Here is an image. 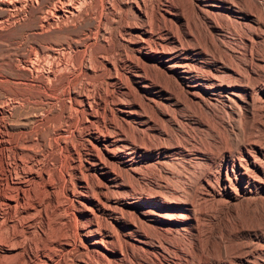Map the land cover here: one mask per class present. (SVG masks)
I'll return each instance as SVG.
<instances>
[{
  "label": "bare ground",
  "instance_id": "1",
  "mask_svg": "<svg viewBox=\"0 0 264 264\" xmlns=\"http://www.w3.org/2000/svg\"><path fill=\"white\" fill-rule=\"evenodd\" d=\"M28 3L32 0H0L6 18L20 15ZM99 6V18L103 11L109 12L120 22V30L117 34L106 26L99 30L109 51L98 63L91 64V55L84 50L76 70L61 43L33 49L21 58L31 77H39L54 91L50 81L58 79L62 70L70 73L59 80L60 85L72 84L67 111L62 106L65 127L57 128L45 152L40 154L39 145L31 146L37 143L42 121L15 135L6 121L11 112L0 106V258L16 257L13 264H119L123 252L108 225L122 232L127 250L150 253L152 229L142 224L148 220L152 224L147 227L156 228L165 239L176 229L193 233L196 241L205 240L194 244L191 252L179 244L169 247L184 264L257 263L258 257H264V246L250 239H264V223L248 225L246 218H231L248 215V205L262 208L264 203V0H55L45 8L39 25L47 28L74 21L84 11L94 15ZM110 39L130 52V59L124 55L126 60H120L131 65L121 73L132 83L123 87L135 96L132 101L107 92L101 83H91L102 73L106 85L120 88L123 94ZM171 105L192 109L195 125L212 140L194 137L187 146L183 121L173 134L155 128L156 121L145 108L170 118ZM78 113L81 120L76 119ZM67 126H72L74 142L65 136ZM156 135L157 142L152 140ZM176 151L206 167L201 179L196 176V184L177 195L179 201L135 192L124 184L123 174L141 177L138 155L152 154L159 164L171 160ZM69 167L78 177L70 190L71 196H77L73 218L67 215V205L58 203L48 179L50 171L63 173ZM41 184L45 194L37 191ZM204 204L215 211L204 210ZM141 205L151 210H138L142 217L137 225L138 216L128 212ZM161 209L175 213L166 216ZM260 261L264 263V258Z\"/></svg>",
  "mask_w": 264,
  "mask_h": 264
},
{
  "label": "rangeland",
  "instance_id": "2",
  "mask_svg": "<svg viewBox=\"0 0 264 264\" xmlns=\"http://www.w3.org/2000/svg\"><path fill=\"white\" fill-rule=\"evenodd\" d=\"M53 1H55V0H32V3L30 5H29V3H28V5L27 4L25 5L24 10L20 15H18V16L14 15L13 17H8V18H6V14H7L6 12L7 11L5 9H2L0 6V11H1L0 12V67H1L0 68V106L4 107L9 112H11L10 113L11 115L6 117V121H8V120L10 121V122L8 121V123H9L10 129L12 130L11 132H13V134H15V133L17 134L21 130H23L24 132L27 133L30 130L31 126H34L37 123L40 124L42 121V123L40 124L41 128H40L39 134L37 136V138H38L37 143L34 141V142H32L33 145H31L33 147V149H36V147L39 145L40 146V154H42L43 152L46 151L47 148L45 146H48L49 143H52V141H53L52 139L54 138V135L57 131V128L60 126L65 127V123L63 121L64 114L67 111V109L65 108V103H67V100H68L67 98L69 96L68 91H70L72 89V84H67L65 82L63 84L64 85L63 86V85H60L59 80H61L62 75L63 76L68 75L69 76L70 73H69V71L65 72V70H62L58 73L59 76L61 74V76L58 79L50 81V86L56 87L55 91H54L52 88L46 87L45 83H43L44 81H40L39 77H33V76L31 77V74L23 68V66L21 64V58H24L27 55V53L33 49L46 48V47H50L53 44L61 43L64 45V52H65L66 57L68 58L69 61H71L73 63V65H75V67L81 59H84V58H82L84 50L86 51V53L89 56L91 55L90 60H89L91 62V64L98 63V61H100V58L103 57V55L104 56L107 55V53L109 51L108 48H106V45H104L103 42L100 40V38H101L100 33L101 32L99 30L103 26H106L111 32H114V33L116 32V34L120 30V22L118 20H113L112 19L113 16L109 12L103 11V13L101 14V17L99 18L98 15L100 14V10L102 9L100 6L97 8V10L95 12L96 14L92 15L90 11H87V12L84 11L82 16H80L79 18L74 20L75 22L74 21H69L66 23H60L59 22V23H56V25L52 24V26L47 27V28L40 27V25H39L40 24V18H41V16H43L42 14L45 12V10H46L45 8L51 6ZM75 27H76V29H75ZM45 35H46V37H45ZM112 40L113 39H110V41L108 40L109 41L108 47L109 48L112 47L111 51H113V50L115 51V55H116L115 58L117 60V62H116L117 63V65H116L117 66V73H118L117 75L119 76V81H120L118 85L120 87H122L123 94H122V91L120 88H115L112 90V88H110V86H107L106 85V81H107L106 77H105V75H102V73H99L100 75H97L95 77V79L93 78V81L91 79V83H94L96 85L98 83L99 84L101 83L100 85L102 87L105 86L106 87L105 90H107V92H112L113 94H115L116 96H118L119 98H121L125 101H126V99H127V101H132L133 99H135V96L130 93L132 95L131 96L129 94V91H126V90L124 91V88H123V87L126 88L127 86L130 88L132 86V83H131V81H129V79H127L128 80L127 81L124 74L121 73V70H126V69L130 70L131 69L130 64H128L127 62H125V63L122 62V61L126 60L125 56H128L127 59L128 58L130 59L131 55L129 54L130 52L128 49H124L123 46H121L122 44L115 42L114 40L112 41ZM37 41L39 42V44ZM117 44L118 45L120 44L119 45L120 47L115 46ZM102 45H103V47H102ZM96 46H98V47H96ZM92 47H93V49H92ZM121 48H123V49H121ZM261 48H262V50H264V42L262 43ZM104 49H106V50L103 51ZM121 53H123V54H121ZM126 53H127V55H126ZM118 54L120 56H118ZM121 55L123 57H121ZM91 57L93 59H91ZM120 58H121V60L122 59L123 60L121 61ZM118 61L120 62V64ZM123 64H124V66H123ZM76 68H77L76 70H78L79 67H76ZM13 70H15L16 72ZM77 76H78V74H77ZM79 76H81V75H79ZM22 78H24V79H22ZM69 78H71V77H69ZM71 79H73V77ZM58 82H59V85L57 84ZM28 85H31V86H28ZM60 88H62V89H60ZM27 90L29 91V93ZM117 90H119V91H117ZM11 92H13V93H11ZM117 92H118V94H117ZM54 93H56L57 95ZM24 94H25V96H24ZM32 94L35 98L32 96ZM48 95H50V96H48ZM104 96H105V93L102 92L101 97H104ZM8 97H9V99H8ZM132 97H133V99H132ZM62 106H64L66 111L64 110V108ZM175 106H172V105L169 106L170 107L169 109L171 110V113H172L171 114L170 110L168 109L169 115L171 114L170 118H168L166 115H162V114L157 115V113L150 108H149V111H148V108H145V109L148 112V114L150 116H152V119L153 120L155 119L154 120V121H156V123L154 122L155 128L158 127L157 129H163L166 132H168L169 134L170 133L173 134L175 132V130L177 129V125L181 126L183 124L182 125V127L184 126L183 129L186 128V130L184 129V131L186 132V134H187L186 138H188V139H184V140H186L185 142H187V144L190 143V141H189L190 138L194 139V137H195V140H196V138L197 139L199 138V140H197V141H200V140L203 141L205 139H207L208 141L212 140L211 138H209L210 135L206 131L204 132L203 129H200V128L198 129V126L195 125L194 120H193L194 115H192L194 113H193L192 109H190V108L187 109L188 107H186L185 108L186 110H185L183 106H180V105H175ZM190 110L192 113L190 112ZM17 112H19V113H17ZM173 115L176 119H178V120H176L177 121L176 123H175V118L172 117ZM34 116H36V117H34ZM157 116H158L159 120L157 119ZM81 117L83 118V115L81 113H78L76 116V119L81 120ZM190 117H191V119H190ZM160 119H161V122H160ZM181 121H183V123ZM63 123H64V125H63ZM42 126H44V127H42ZM174 127L176 129H174ZM66 128H67L66 129L67 132L65 133L66 134L65 136H66L68 142L69 141L74 142V138H72V135L70 136L72 126H67ZM170 129H171V131H170ZM187 129H188V131H187ZM192 134H194V135H192ZM207 135H208V137H207ZM28 137H29V134H28ZM30 137L28 139H30V141L33 140L32 139V137H33L32 133L30 134ZM152 140L157 142L158 141L157 135H156V138L154 137V138H152ZM154 141H152V143H154ZM148 143H151V141H148ZM189 145L190 144H188L187 146H189ZM152 156L153 155L149 154V153H144V154L138 155V160H142L141 164L139 165L140 168H138V169H140L141 177L140 176L135 177L132 174H130L131 177L128 175V178H127V176H125L126 174L122 175L124 177V178L122 177L124 184L129 183L128 184L129 186H131L132 188H135V190H134L135 192L138 191L139 193L143 192V194H150L154 197L156 196L155 198H159L160 197L159 194H161V196H163V197L166 196V198L169 200L172 199L174 201H179L180 199L178 197L180 196V194H181V196L184 195V193H183L184 189L188 186L190 187V186H193L194 184H196L195 180L197 182L198 179H201L202 176H204V172L206 171L205 165H202L203 163H201L200 161H197V159H195L192 156H183V155H181V153L179 151H176L174 153L173 158L171 160L162 159L163 161L160 160L161 162L159 161L160 162L159 164L155 162V161H157V159H155V158L153 159ZM143 159H146V160H143ZM147 159H148V161H147ZM52 171L49 172L48 179L51 182H53V185H54L53 190H54V193L56 192L55 193L56 199H57L59 204H63L64 206L67 205L66 206L67 215H69L73 218V216L74 217L76 216V213L74 211V204H77V196H76V194L71 196L70 190L72 189V185L75 186L74 184H76V181H77L76 178H78L76 175L77 173L72 171L71 168L69 170H68V168L66 170H64L65 172L67 171L66 173L65 172H63V173L58 172L55 169ZM192 174H194V175H192ZM78 176H79V174H78ZM190 176H192L194 179ZM196 176L200 177V178L196 179L197 178ZM191 179H192V181L193 180L194 181L192 182ZM60 181H62V182H60ZM41 185L42 186L39 188V190H37L36 188H35V190L42 192V194H45L46 188L44 187V184H41ZM181 186H182V188H181ZM149 190H151V191H149ZM153 192L154 193L157 192V193L154 194ZM169 194L171 195V197L169 196ZM178 194H179V196H177ZM175 195L177 196V198ZM175 199H177V200H175ZM263 202H264V199H263ZM44 203H46V202L44 201ZM202 207H204V210H206V211H210V210L211 211L213 210V212L215 211L214 208L210 207L209 204H204V205H202ZM207 208H209L210 210ZM256 208L257 207H255V206L248 205V215H242L244 213L234 214L236 217L232 215L233 217L231 218V220L232 219L233 220L234 219L245 220V218H246L249 220L248 225L254 224V223H264V203H263L262 208H260V207H258L257 209ZM138 210L139 211L142 210L141 212H146V211H149L151 209L148 205L147 206L141 205V206H137L135 209H131V211L133 212V213L131 212L132 214H130L128 212V214L134 218L136 215L138 216L135 218L137 225L139 224L138 223L139 220L137 218L140 219V216H141V214L139 213ZM161 212L163 214H165L166 216H171V215H174V213H175V212H173V209H161ZM255 213H257V214H255ZM237 217H239V218H237ZM137 220H138V222H137ZM165 220H168V219L165 218ZM219 221L220 220H217V222H219ZM143 222L144 223H142V224H144V226L146 228H148L150 231L152 229L151 232L147 230L148 232H150V234H152V240L151 241H152V244L154 246V248L151 250L150 253H146V251L138 250L137 248L127 250L123 244L124 241L122 239H124V237L121 236L122 232L117 227H113L114 228L113 229V228H110L111 227L110 225H108V229H111L114 232V235L115 234L117 235V238L119 240V244L121 245V249L123 252V260L119 264H171L170 260L174 261L176 258H179L181 260L180 262L182 264H184L183 258L180 257L175 250H173L174 249L173 245L179 244V246L182 247V249L184 251L191 252L190 251L191 247L193 248L194 244H203L205 242V240L202 238L200 241L199 240L196 241L197 237L193 233H190L188 231H180V232L178 231L177 232L176 229L172 231L171 235H168L169 239L168 238L165 239L163 236H161L160 233L157 232L156 228H154L152 226H151L152 228L147 227V226L152 224L151 222H149L148 220H145ZM71 229H73V228H71ZM261 232L264 235V228H262ZM167 241H168V244H167ZM250 241H251V243L254 242L253 244L258 243V245L261 244L262 246H264V239L263 240H257L254 237H251ZM250 241H248V242H250ZM169 247L173 248V249H170ZM174 252H176V253H174ZM163 256L166 259H164ZM260 258L263 259L264 257H258V259L256 260L257 263H255L256 261L254 263L255 264H264L260 261ZM13 259H14V261H13ZM16 260H17L16 257L15 258H13V257L0 258V261H1L0 264H13V262L15 263ZM2 261H3V263H2Z\"/></svg>",
  "mask_w": 264,
  "mask_h": 264
}]
</instances>
